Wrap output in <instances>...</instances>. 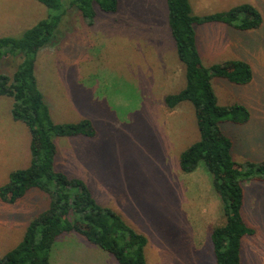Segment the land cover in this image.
Wrapping results in <instances>:
<instances>
[{
  "label": "rangeland",
  "instance_id": "374dc122",
  "mask_svg": "<svg viewBox=\"0 0 264 264\" xmlns=\"http://www.w3.org/2000/svg\"><path fill=\"white\" fill-rule=\"evenodd\" d=\"M191 4L201 15L239 4H250L262 15L257 29L205 23L197 26V36L205 65L230 59L251 64L254 78L248 84L220 77L212 84L219 104L239 102L251 114L245 124H222L233 139L234 160L264 161V0ZM49 12L37 0H0V37L20 36ZM167 13L166 0H120L117 12L98 10L92 23L70 13L61 20L55 42L40 52L36 74L55 121L87 118L97 129L93 138L57 137L55 167L84 179L99 203L146 235L149 264H216L211 230L226 220L222 201L204 164L191 173L179 164L181 152L199 138L196 109L188 101L174 109L164 103L166 94L186 83ZM20 62L9 52L0 61V73L12 75ZM12 104L10 96L0 95V187L31 159L29 129L14 120ZM244 185L242 214L255 233L243 238L242 264H264V181ZM49 206L48 193L38 188L14 203L0 198V258ZM57 255L85 257L83 264H105L106 255L117 262L77 232L58 237L51 264Z\"/></svg>",
  "mask_w": 264,
  "mask_h": 264
},
{
  "label": "trees",
  "instance_id": "16d2710c",
  "mask_svg": "<svg viewBox=\"0 0 264 264\" xmlns=\"http://www.w3.org/2000/svg\"><path fill=\"white\" fill-rule=\"evenodd\" d=\"M37 1L50 10L47 18L20 36L0 37V61L9 52L21 58L12 75L0 73V95L13 99L12 116L23 122L31 135L30 163L10 172L7 182L0 187V198L14 203L28 190L38 188L48 193L50 206L30 220L22 239L0 258V264H51L58 237L72 232L110 252L118 264H149L146 235L128 224L116 210L99 203L84 179L71 177L55 167L59 153L57 137L93 138L97 129L87 118L75 122L55 121L36 74L40 52L55 42L60 32L58 26L65 16L79 14L92 23L98 10L117 12L120 0ZM166 4L170 34L184 65L186 83L180 91L166 94L164 103L174 109L182 102H190L196 109L199 127L198 140L180 154V168L191 173L204 164L211 173L226 218L211 230L216 264H242L243 238L255 233L242 214L244 183L264 181V161L234 160V142L222 124L225 121L245 124L251 114L239 102L219 104L212 78L244 85L253 80L254 71L243 59L205 65L198 45L197 26L222 23L236 30H252L260 28L262 15L250 4L202 15L193 12L191 0H166Z\"/></svg>",
  "mask_w": 264,
  "mask_h": 264
},
{
  "label": "crops",
  "instance_id": "0c3cea01",
  "mask_svg": "<svg viewBox=\"0 0 264 264\" xmlns=\"http://www.w3.org/2000/svg\"><path fill=\"white\" fill-rule=\"evenodd\" d=\"M168 19V18H167ZM246 183V182H245ZM244 183V184H245ZM248 183V182H247ZM247 185H244V187H246ZM245 192H246V188H245ZM101 257H104V255H100ZM55 258V263L56 264H62L63 262H70V263H72V264H83L84 263V260H85V257H83L82 258V256H78V259L76 260V259H74L75 257H73V256H62V255H57V256H55L54 257ZM86 264H93V263H91V262H89V261H86ZM105 264H117V262L116 263H112L111 261H110V257L109 256H105Z\"/></svg>",
  "mask_w": 264,
  "mask_h": 264
}]
</instances>
